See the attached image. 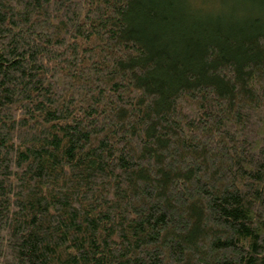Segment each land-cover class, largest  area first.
Wrapping results in <instances>:
<instances>
[{"label": "trees", "instance_id": "16d2710c", "mask_svg": "<svg viewBox=\"0 0 264 264\" xmlns=\"http://www.w3.org/2000/svg\"><path fill=\"white\" fill-rule=\"evenodd\" d=\"M0 264H264V0H0Z\"/></svg>", "mask_w": 264, "mask_h": 264}, {"label": "rangeland", "instance_id": "374dc122", "mask_svg": "<svg viewBox=\"0 0 264 264\" xmlns=\"http://www.w3.org/2000/svg\"><path fill=\"white\" fill-rule=\"evenodd\" d=\"M198 2H206L207 0H196ZM215 2H217L218 0H214Z\"/></svg>", "mask_w": 264, "mask_h": 264}]
</instances>
